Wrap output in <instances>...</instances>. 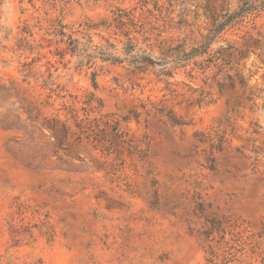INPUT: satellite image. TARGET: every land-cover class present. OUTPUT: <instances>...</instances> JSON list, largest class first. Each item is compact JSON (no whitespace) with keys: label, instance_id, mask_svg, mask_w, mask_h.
I'll return each instance as SVG.
<instances>
[{"label":"rangeland","instance_id":"374dc122","mask_svg":"<svg viewBox=\"0 0 264 264\" xmlns=\"http://www.w3.org/2000/svg\"><path fill=\"white\" fill-rule=\"evenodd\" d=\"M0 0V264H264V0Z\"/></svg>","mask_w":264,"mask_h":264},{"label":"trees","instance_id":"16d2710c","mask_svg":"<svg viewBox=\"0 0 264 264\" xmlns=\"http://www.w3.org/2000/svg\"><path fill=\"white\" fill-rule=\"evenodd\" d=\"M258 8V4H256L252 0H241L239 8L235 10L228 9V11L224 15L225 19L221 21L218 26H216L214 33H218L226 26L242 20L244 17L247 16L248 13L257 10Z\"/></svg>","mask_w":264,"mask_h":264}]
</instances>
